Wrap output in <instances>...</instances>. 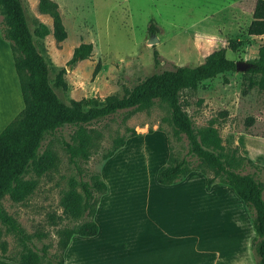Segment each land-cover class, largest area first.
Wrapping results in <instances>:
<instances>
[{
    "label": "rangeland",
    "instance_id": "374dc122",
    "mask_svg": "<svg viewBox=\"0 0 264 264\" xmlns=\"http://www.w3.org/2000/svg\"><path fill=\"white\" fill-rule=\"evenodd\" d=\"M53 1L67 32L61 42L52 35V17L38 10L39 0H24L25 14L33 42L46 61L50 85L67 104L85 97L103 102L106 96H123L146 75L198 65L219 48H225L226 57L234 62L254 61L262 42V37L247 32L256 0H244L231 11L232 0ZM41 24L48 34L42 35ZM3 33L0 14V48H9ZM153 37L157 41L149 43ZM230 39L239 41L236 49L228 47ZM82 42L92 43L91 55L70 64L74 48ZM98 63L99 71L93 76ZM6 70L0 69V111L4 110L0 126L17 108V88ZM256 78L246 71H226L201 81L196 89L181 91L180 100L196 131L215 127L227 153L236 149V155L252 161L239 159L237 171L264 181V91L249 85ZM167 115L166 106L157 103L130 114L118 111L87 125L93 130L94 145L89 159L79 162L78 168L63 147L76 127L58 128L44 137L39 148L40 153L48 149L56 154V166L41 176L29 173L26 178L37 180L33 193L23 202H13L6 195L3 206L27 233H44L33 238L38 247L47 244L51 254L57 253L58 230L77 223L63 214L62 191L70 177L88 180L99 173L108 186L99 196L95 217L101 233L72 236L64 253L68 264H137V254L146 249L148 264H257L252 215L230 186L216 181L207 188L210 171H192L171 187L174 192L187 189L185 197L173 196L156 183V171L168 158V144L176 156L187 151L186 137L173 134ZM130 129L136 134L130 136ZM119 136L126 138L125 144L106 158ZM237 220L239 227L234 225ZM0 230L6 255L17 257L21 249L17 239L5 232L1 222ZM0 264L18 263L0 256Z\"/></svg>",
    "mask_w": 264,
    "mask_h": 264
},
{
    "label": "trees",
    "instance_id": "16d2710c",
    "mask_svg": "<svg viewBox=\"0 0 264 264\" xmlns=\"http://www.w3.org/2000/svg\"><path fill=\"white\" fill-rule=\"evenodd\" d=\"M38 10L52 17V35L57 42L63 41L67 32L62 22L58 4L53 0H39ZM0 14L4 24L3 40L11 50L14 69L18 78L23 108L0 132V222L5 232L15 236L21 246L15 258L6 255L7 243L0 241V256L18 264H64V252L72 236H94L99 226L94 219L99 196L107 191V184L99 173L86 179L70 177L68 186L62 191L60 205L63 214L77 223L58 230V252L51 254L49 246L38 247L33 238H42L44 233L30 234L25 231L17 219L9 214L2 204L8 195L13 202L25 201L35 190L37 180L26 178L29 173L41 176L56 166L57 156L51 150L39 152L42 140L65 125L76 127L71 141H63V147L69 161L77 168L78 163L87 161L93 147V130L87 125L106 118L118 111L132 113L149 108L157 103L167 108V120L173 134L187 139V151L176 156L172 145L164 165L155 174L158 184L169 186L185 178L192 171L207 174V188L216 181L230 186L242 199L252 215L255 236L252 248L256 263L264 264V181L251 173H242L235 169L239 159L246 157L225 151L217 129L211 125L198 131L193 127L189 114L183 108L180 93L186 89H196L198 84L226 71L236 70L235 62L226 57V49L219 48L210 52L203 62L195 66L178 65L146 75L123 96L110 95L103 99L85 97L80 100L63 102L49 82V72L45 59L37 50L28 27L24 0H0ZM42 35L49 33L46 25L41 24ZM152 33L153 26H149ZM247 32L262 37L258 48V57L249 61L252 66L246 71L257 76L250 80V87L257 85L264 91V0H256L252 19ZM239 41L230 39L228 47L236 49ZM92 43L82 42L73 50L70 64L86 59L91 55ZM155 62L158 61L154 55ZM98 63L93 76L99 71ZM66 88L64 81H59ZM130 129V136L135 135ZM125 137L114 139L113 147L105 154L111 157L125 144ZM2 232L0 230V237Z\"/></svg>",
    "mask_w": 264,
    "mask_h": 264
},
{
    "label": "crops",
    "instance_id": "0c3cea01",
    "mask_svg": "<svg viewBox=\"0 0 264 264\" xmlns=\"http://www.w3.org/2000/svg\"><path fill=\"white\" fill-rule=\"evenodd\" d=\"M244 0H232L231 1V3H229L230 5H229V7H230V11L232 10V9H234L235 8V6L236 7H238V5L239 4H241L242 2H243ZM232 8V9H231ZM253 11V10H252ZM2 43V45H4L3 44V42H1ZM6 67H8V71L6 70ZM0 69H4V70H6L4 73H6L7 74V76H9V79H10V83L11 84H13L16 88H17V94H18V98H17V96H16V101H17V108L15 109V111L13 112V113H11L12 115H10V117H9V119L8 120H6L5 121V123L2 125V126H0V132H1V130L20 112V110L23 108V100H22V96H21V92H20V87H19V82H18V78H17V75H16V72H15V69H14V65H13V58H12V55H11V51H10V48H6L5 46H2L1 48H0ZM17 99H19L20 100V103H19V100H17ZM15 104V103H14ZM4 113V110L2 109L1 111H0V120H1V118L3 117V114ZM264 142V141H263ZM190 174V173H189ZM180 181V180H179ZM157 183V182H156ZM107 184V183H106ZM158 184V183H157ZM176 185V183L175 184H173V185H169V186H165L166 188H164V187H162L164 190H168L169 192H171V194L174 196V195H176V196H179V195H182V196H187L186 194H187V192H188V190L187 189H179L178 191L179 192H177V191H172L171 190V187H173V186H175ZM226 185V184H225ZM158 186H160V184H158ZM161 186H163V185H161ZM160 186V187H161ZM108 189V188H107ZM163 190V191H164ZM160 191V190H159ZM160 192H162V191H160ZM186 200H189L188 198H186ZM191 197H190V201H188V203H190V208H191V212L193 213V209H194V204H192L191 203ZM178 202H180V199H179V201ZM195 202H196V197H195ZM187 203V204H188ZM207 204L206 205H211V202H206ZM216 203V205L217 206H220V207H224L225 206V204H223V206L221 205V204H219V203H217V202H215ZM214 203V204H215ZM224 203V202H223ZM99 204V203H98ZM186 204V205H187ZM98 208H99V205H97V209H96V213H95V216H94V219H95V217H96V215L98 214ZM241 218V216L240 215H238V218ZM184 218L186 219L187 217H185L184 216ZM239 218V219H240ZM95 221H96V219H95ZM97 222V221H96ZM193 222L195 223L196 222V220H195V216H194V213H193ZM232 223H234V221H232ZM238 220H237V222L234 224V225H238ZM98 224V223H97ZM148 224H147V222H146V226H147ZM98 226H99V224H98ZM238 227H239V225H238ZM101 233V227L99 226V230H98V233L96 234V235H94L95 237H97V236H99V234ZM187 233V232H186ZM186 233H184V234H186ZM74 237V236H73ZM72 237V238H73ZM90 237H92V236H90ZM181 237H182V235H180V244H181ZM71 241V240H70ZM70 244V243H69ZM69 246V245H68ZM68 248V247H67ZM66 251V250H65ZM65 253V252H64ZM144 255H145V257H144ZM137 256L138 257H140L139 258V260H138V262H137V264H148V252H147V249L143 252V251H141L140 253H138L137 254ZM68 258L66 257L65 259H64V264H68Z\"/></svg>",
    "mask_w": 264,
    "mask_h": 264
},
{
    "label": "water",
    "instance_id": "95a60500",
    "mask_svg": "<svg viewBox=\"0 0 264 264\" xmlns=\"http://www.w3.org/2000/svg\"><path fill=\"white\" fill-rule=\"evenodd\" d=\"M155 41H157L156 37L149 39V43H153ZM251 66L252 64L248 61L239 60L235 62V69L237 71H242V72L247 71Z\"/></svg>",
    "mask_w": 264,
    "mask_h": 264
}]
</instances>
